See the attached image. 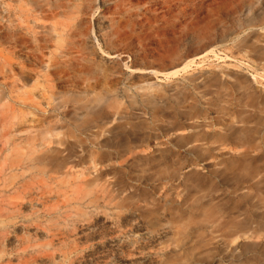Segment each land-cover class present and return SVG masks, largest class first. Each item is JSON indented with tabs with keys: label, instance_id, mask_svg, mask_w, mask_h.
I'll return each mask as SVG.
<instances>
[{
	"label": "rangeland",
	"instance_id": "rangeland-1",
	"mask_svg": "<svg viewBox=\"0 0 264 264\" xmlns=\"http://www.w3.org/2000/svg\"><path fill=\"white\" fill-rule=\"evenodd\" d=\"M0 264H264V0H0Z\"/></svg>",
	"mask_w": 264,
	"mask_h": 264
}]
</instances>
